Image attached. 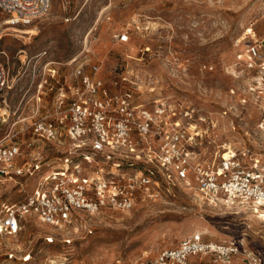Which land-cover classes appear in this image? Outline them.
<instances>
[{
	"label": "rangeland",
	"instance_id": "rangeland-1",
	"mask_svg": "<svg viewBox=\"0 0 264 264\" xmlns=\"http://www.w3.org/2000/svg\"><path fill=\"white\" fill-rule=\"evenodd\" d=\"M1 19L0 52L10 57L15 87L7 95L12 115L0 124V140L9 141L12 130L27 128L28 106L36 100L49 68L58 70L61 82L70 83L74 65L69 60L87 54L101 65L100 76L112 92L119 91L114 82L122 72L134 71L138 103L180 101L216 120L221 138L233 146L258 148L261 143L258 108L239 101L246 79L237 69L244 65L233 62L239 39L246 37L248 42L253 33L263 34L264 0H52L50 13L31 25H6ZM123 32L129 33L128 42L115 38ZM146 47L149 52L142 58L140 50ZM44 51L46 61L39 59ZM48 60L54 63L48 66ZM32 137L29 132L20 135L21 141ZM35 143L44 147L54 166L70 146L68 140ZM22 161L20 157L18 162ZM15 180L18 183L9 182L4 194L11 201L21 200L23 189L33 188L36 177ZM91 221L92 233L80 228L78 234L64 235L29 218L18 236L0 239V264H21L27 254L32 259L26 264H47L52 256H67L72 264L148 263L163 250L196 237L235 244L239 250L193 254L191 264H264V220L249 205L210 204L196 186L178 184L130 211L103 209ZM62 235L73 237L72 244H66ZM49 236L55 237L53 243ZM12 252L15 258L10 259Z\"/></svg>",
	"mask_w": 264,
	"mask_h": 264
},
{
	"label": "built area",
	"instance_id": "built-area-1",
	"mask_svg": "<svg viewBox=\"0 0 264 264\" xmlns=\"http://www.w3.org/2000/svg\"><path fill=\"white\" fill-rule=\"evenodd\" d=\"M51 8L52 0H0L1 24L31 25ZM115 38L128 42L130 35L123 32ZM245 39L236 43L239 52L233 63L244 65L237 69L246 79L241 105L253 104L260 112L258 148L233 146L221 138L216 120L180 101L160 98L138 103L134 71L122 72L114 82L119 91L112 92L100 76L101 65L87 59V54L69 60L74 65L70 83L61 82L58 70L49 68L39 83L36 100L28 106L27 128L12 130L9 141L0 140V239L18 236L29 218L64 235L78 234L80 228L89 234L91 218L103 209L127 212L140 201L161 198L163 189L170 192L178 184L196 186L210 204L249 205L264 220V32L253 33L248 42ZM140 52L143 58L149 49ZM47 53L38 58L46 61ZM53 63L47 61L48 66ZM14 87L10 57L1 51L0 124L12 115L7 95ZM26 132L33 137L21 141L20 135ZM67 140L70 146L57 166L47 161L44 147L35 143ZM20 157L24 161L19 163ZM19 177H36V182L33 188L23 189L21 200L11 201L4 196L5 190L9 182L18 183L15 179ZM64 235L63 241L72 244L74 238ZM54 239L47 238L50 243ZM238 250L235 244L188 238L140 264H191L193 254L227 255ZM31 259V254L23 255L21 264ZM47 264H72V260L52 256Z\"/></svg>",
	"mask_w": 264,
	"mask_h": 264
},
{
	"label": "bare ground",
	"instance_id": "bare-ground-1",
	"mask_svg": "<svg viewBox=\"0 0 264 264\" xmlns=\"http://www.w3.org/2000/svg\"><path fill=\"white\" fill-rule=\"evenodd\" d=\"M13 29H14V27H13ZM151 90H154V88H152ZM4 111V110H3ZM4 114H6V113H4ZM227 206H230V205H227Z\"/></svg>",
	"mask_w": 264,
	"mask_h": 264
},
{
	"label": "crops",
	"instance_id": "crops-1",
	"mask_svg": "<svg viewBox=\"0 0 264 264\" xmlns=\"http://www.w3.org/2000/svg\"><path fill=\"white\" fill-rule=\"evenodd\" d=\"M132 50H134V49H132Z\"/></svg>",
	"mask_w": 264,
	"mask_h": 264
}]
</instances>
